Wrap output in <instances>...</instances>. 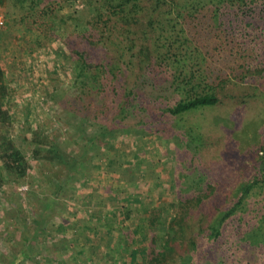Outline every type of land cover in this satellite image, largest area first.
Listing matches in <instances>:
<instances>
[{"label":"trees","instance_id":"1","mask_svg":"<svg viewBox=\"0 0 264 264\" xmlns=\"http://www.w3.org/2000/svg\"><path fill=\"white\" fill-rule=\"evenodd\" d=\"M2 2L21 12L6 11L12 18L0 31L1 53L20 32L35 47L59 41L71 57L74 76L61 101L69 116L100 125L111 138L164 133L174 140L173 200L145 213L144 226L158 233L146 249L141 245V257L129 251L134 243L110 250L125 251L136 264H264V0ZM8 95L0 67V186L11 173L24 176L26 167L6 127ZM39 133L28 138L48 145ZM114 148L110 143L106 151ZM70 158L76 180L84 169L77 154ZM105 159L107 172L133 179L118 155ZM59 189L52 187V199ZM123 215L130 219V211ZM23 227L25 219L14 227L23 248L10 249L14 257L2 264H17L15 256L35 260ZM89 258L65 264H98Z\"/></svg>","mask_w":264,"mask_h":264},{"label":"rangeland","instance_id":"2","mask_svg":"<svg viewBox=\"0 0 264 264\" xmlns=\"http://www.w3.org/2000/svg\"><path fill=\"white\" fill-rule=\"evenodd\" d=\"M8 9L21 12L0 0L5 16ZM5 18L0 31L10 28L12 17ZM14 37V42L5 40L8 50L0 52V67L9 87L3 106L10 111L6 127L22 150L26 167L24 176L11 173L0 186V264L8 263L7 257L13 258V253L23 248L14 227L24 219L23 230L31 236L29 249L35 260L23 262L15 256L17 264H65L73 256H92L98 264H136L137 259H130L125 251L112 252L110 247L122 244L124 249L134 243L128 246L129 251L135 248L139 257L144 255L141 245L146 249L149 235L156 232L144 226L148 206L169 204L174 197V140L164 133H116L111 138L101 132L100 125L79 123L61 105L63 90L74 76L72 59L63 45L43 41V46L35 47L20 32ZM25 37L30 38L29 33ZM234 88L229 91L243 92ZM222 100L230 101L225 97ZM35 130L48 145L35 144L28 138ZM85 142L86 150L79 154ZM110 143L115 148L107 152ZM210 151L207 147L206 153ZM112 153L119 156L123 167H131L127 170L133 176L131 181H127L128 173L106 171L105 157ZM76 154L84 175L73 180L70 157ZM46 176L52 177V184ZM54 186L60 189L52 199ZM124 211H130L129 220L122 216ZM18 240L20 245L16 244Z\"/></svg>","mask_w":264,"mask_h":264},{"label":"built area","instance_id":"3","mask_svg":"<svg viewBox=\"0 0 264 264\" xmlns=\"http://www.w3.org/2000/svg\"><path fill=\"white\" fill-rule=\"evenodd\" d=\"M5 24H6L5 16H4L3 12L0 10V27L5 26Z\"/></svg>","mask_w":264,"mask_h":264}]
</instances>
